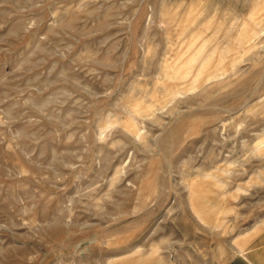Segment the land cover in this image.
Masks as SVG:
<instances>
[{
	"label": "rangeland",
	"instance_id": "rangeland-1",
	"mask_svg": "<svg viewBox=\"0 0 264 264\" xmlns=\"http://www.w3.org/2000/svg\"><path fill=\"white\" fill-rule=\"evenodd\" d=\"M256 236L264 260V0H0V264Z\"/></svg>",
	"mask_w": 264,
	"mask_h": 264
},
{
	"label": "crops",
	"instance_id": "crops-1",
	"mask_svg": "<svg viewBox=\"0 0 264 264\" xmlns=\"http://www.w3.org/2000/svg\"><path fill=\"white\" fill-rule=\"evenodd\" d=\"M254 239V240H253ZM258 237L239 244L240 254L232 256L226 264H264V260H260V245Z\"/></svg>",
	"mask_w": 264,
	"mask_h": 264
}]
</instances>
